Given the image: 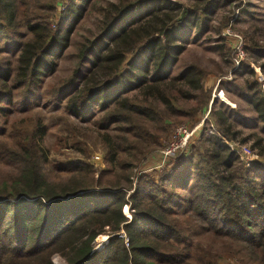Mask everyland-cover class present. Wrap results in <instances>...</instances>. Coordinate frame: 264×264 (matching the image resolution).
<instances>
[{
  "label": "trees",
  "instance_id": "1",
  "mask_svg": "<svg viewBox=\"0 0 264 264\" xmlns=\"http://www.w3.org/2000/svg\"><path fill=\"white\" fill-rule=\"evenodd\" d=\"M227 2L235 1L203 0L191 11L166 0H117L96 35L80 43L72 73L53 97L67 99L65 112L78 127L93 122L115 129L113 140L103 135L105 170L88 164L89 148L75 141L83 161L59 169L70 174L65 183L50 184L43 172L44 127H14L4 141L0 121V163L16 172L0 181V264H54V256L65 264H218V256L195 240L199 235L242 255L243 264H264V165L244 164L226 144L235 143L243 129L252 130L242 142L250 138L252 151L258 147L257 156H264V88L256 81L236 88L252 117L212 99L215 134L204 126L186 157L150 174L138 171L176 126L200 122L196 116L210 99L202 84L205 72L190 65L179 76L172 74L185 45L199 39L208 14ZM60 3L0 0L3 122L15 95L28 103L55 73L95 0ZM144 10L153 25L160 22L150 30L137 26ZM175 10L179 13L172 15ZM228 21L225 17L224 25ZM258 48L247 49L264 59V49ZM233 57L231 50L232 66ZM242 68L248 62L232 75ZM220 84L217 90L223 91ZM191 98L199 105L179 104ZM101 235L108 241L95 251Z\"/></svg>",
  "mask_w": 264,
  "mask_h": 264
},
{
  "label": "rangeland",
  "instance_id": "2",
  "mask_svg": "<svg viewBox=\"0 0 264 264\" xmlns=\"http://www.w3.org/2000/svg\"><path fill=\"white\" fill-rule=\"evenodd\" d=\"M166 1L176 3L191 11L197 6L201 7L203 4V0ZM234 1L233 4H230V2L223 5L219 4L213 13L208 14L209 20L206 22L203 30L199 31V39L196 42H192L191 39L188 44L185 45V50L179 56L178 62L173 70V77L179 76V73L190 65H194L205 72L202 84L205 91H210V99L208 105L196 116L198 122L208 115L209 121L213 124L210 115L212 99L223 103L230 109L238 110L248 117L253 116L250 107L240 98L241 92L237 91L236 88L239 90V87L244 86L246 81H256L259 84L257 71L264 78V59L247 49L249 46H253V44L257 45L259 47L258 49H264V0ZM61 2L63 3L65 0H61ZM62 3H60L59 6H62ZM115 3H117V0H95L94 6L91 7V10L75 28L70 38V45L64 52V56L58 62L55 73L47 77L40 85L38 91H36V98H33L28 103H24L19 99V96L15 95L12 111L6 117L5 122H3V119H0L2 125L4 124V141H9L7 135L14 127L16 129L28 130L32 129L36 124H40L44 127L45 135L43 136L42 147L47 158V163L44 166L43 172L47 182L50 184L65 183L70 177V174L63 173L59 169L65 168L68 163L83 161V157L79 152L74 150L73 144L75 141L83 142L89 148L90 157L86 161L88 164L92 165L95 170H105L103 160V156L105 155L103 135H107L108 138L113 140L116 134V132H114L115 129L111 127L104 130L93 122L78 127L76 121L65 112L67 99L59 100L57 97H53V92L60 88L59 82L61 80L71 75L77 63L76 55L80 43L96 35L103 21V17L106 15V11L110 10ZM163 10L164 9L161 11L163 12ZM145 12L146 10L142 12L141 15H143V18L139 20L141 23L137 24V26H143L144 30L147 28L150 30L151 25H153V22H150L152 16L145 15ZM171 13L172 15H177L179 11L175 10ZM162 15L158 20H161V17H163ZM225 17L229 20L227 25L223 23ZM192 21L193 18L190 17V22L192 23ZM158 23L160 22L158 21L152 28L156 27ZM197 32V29L191 31L192 34H197ZM237 38L242 39L245 53V59L242 62H248V68H242L239 74L234 77L232 73L230 76V72L237 69H234V66L228 63V56L230 51L233 50L235 42L238 40ZM130 58V56H127V61H129ZM218 80L223 83V85L220 84L223 91L219 96L217 94L218 90L216 91ZM227 82L229 84H227ZM226 88L228 92H226ZM55 100L59 102L56 103L54 102ZM179 104L183 107L190 108L197 106L198 101L191 98V100H183V102ZM178 126L174 129L176 130ZM175 130L172 132L170 139L161 141L162 146L157 148L153 155L148 157L147 160L140 165L138 171L146 169L150 174L159 170L157 167L161 164L162 155L159 154L158 151L169 144ZM242 134L243 135L237 136V141L235 143L246 145L252 151L253 142L250 138L242 142L244 137L253 134L252 130L243 129ZM252 152L255 154L259 153L260 148L257 147ZM173 161L174 159L170 158L166 162V165ZM254 162H259L264 165V156L263 158L258 156V159ZM136 172L137 170L134 171L135 174ZM11 173L16 175L15 168L12 169L0 163V181L7 180ZM123 215L128 219L131 218L128 207L123 208ZM99 238L104 241L101 246L96 243V240ZM108 238V235L97 237L95 240V251L101 249L108 241ZM195 240L199 241V243L212 255L218 256V264H243L240 262L242 260V255L233 254L223 243L213 239L210 235H199ZM53 263L65 264L59 256L53 257ZM244 264L251 263L246 261Z\"/></svg>",
  "mask_w": 264,
  "mask_h": 264
},
{
  "label": "built area",
  "instance_id": "3",
  "mask_svg": "<svg viewBox=\"0 0 264 264\" xmlns=\"http://www.w3.org/2000/svg\"><path fill=\"white\" fill-rule=\"evenodd\" d=\"M238 40L235 42V46L233 48L234 57H233V66L234 69H237L240 67L241 62L245 59V53H244V46L242 43L241 38H237ZM232 71L230 72L231 76ZM258 76V82L264 88V78L262 75L257 71ZM220 80H218L219 85ZM217 90V87H216ZM222 93V91H218L217 94ZM215 96V95H214ZM202 126H205L208 130L209 134H215L216 130L213 124L208 119V115H206L203 119L200 120V122L192 127L189 128L187 126H179L176 128L172 140L169 142V144L158 151L159 154L162 155V161L161 164L157 167L158 169L162 168L166 165V162L171 158L174 159L173 164L176 163L178 159L181 157H186L190 146L193 145L199 138L200 133L202 130ZM226 142V141H225ZM226 144L229 146V148L234 151L241 162L248 165L251 162H254L256 159H258L257 154L252 152L246 145H239L237 143L233 142H226ZM98 159V158H97Z\"/></svg>",
  "mask_w": 264,
  "mask_h": 264
},
{
  "label": "bare ground",
  "instance_id": "4",
  "mask_svg": "<svg viewBox=\"0 0 264 264\" xmlns=\"http://www.w3.org/2000/svg\"><path fill=\"white\" fill-rule=\"evenodd\" d=\"M96 243H97L99 246H101V245L104 243V241H103L101 238H99V239L96 240Z\"/></svg>",
  "mask_w": 264,
  "mask_h": 264
}]
</instances>
